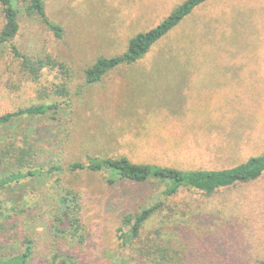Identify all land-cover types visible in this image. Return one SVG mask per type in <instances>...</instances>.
<instances>
[{
	"label": "rangeland",
	"instance_id": "374dc122",
	"mask_svg": "<svg viewBox=\"0 0 264 264\" xmlns=\"http://www.w3.org/2000/svg\"><path fill=\"white\" fill-rule=\"evenodd\" d=\"M183 1L43 0L47 17L63 29L56 37L38 17L26 14V2L11 0L19 29L0 45V115L38 103L59 106L56 114L0 125V146L22 137L28 127L38 143L35 165L40 167L66 166L85 161L86 155H124L135 163L218 170L263 153L264 0H206L135 62L84 83L83 69L98 56L121 54L132 36L155 27ZM3 23L0 6V29ZM11 43L30 56L50 55L62 62L70 78L58 68H43L31 79ZM182 68L239 72L229 77L232 85L213 86L205 94L201 83L185 88L166 82L176 77L159 75ZM62 85L67 96L55 91ZM179 102L193 116L183 127L193 130L191 140L169 129V116L162 114L178 109ZM9 170L0 166V173ZM58 183L80 194L87 235L82 264H117L120 218L155 201L163 205L145 223L137 244L168 243L179 255L173 264H256L264 258V172L211 194L181 186L165 196L158 181L108 184L101 172L64 170L0 187V201L26 198L36 204L28 213L33 222L20 231L34 240L30 264H46L50 257L51 242L40 221L49 223ZM11 232L0 229V253L20 249V238Z\"/></svg>",
	"mask_w": 264,
	"mask_h": 264
},
{
	"label": "trees",
	"instance_id": "16d2710c",
	"mask_svg": "<svg viewBox=\"0 0 264 264\" xmlns=\"http://www.w3.org/2000/svg\"><path fill=\"white\" fill-rule=\"evenodd\" d=\"M27 3V15L38 17L56 37L62 35V27L50 20L44 8L43 0H23ZM206 0H184L171 11L155 27L138 32L132 36L124 52L118 55L105 57L98 56L94 62L85 67L82 72L84 83L91 85L101 81L109 72L123 65H129L145 54L155 41L177 25L191 10ZM4 23L0 29V45L10 41L19 29L18 11L11 0H0ZM14 57L20 61L22 69L28 77L35 80L43 68H58L63 77L70 78L68 68L60 61L51 57L30 56L20 52L14 44H10ZM60 96H67L68 89L65 85L57 86L55 90ZM58 103H38L0 115V125L7 124L20 117H37L50 111L56 114ZM54 118V117H52ZM22 137H12L0 146V166L10 168L5 173H0V187L17 185L24 180H32L45 174L91 171L103 173V178L108 184L118 180L144 183L158 181L162 184V194L165 196L175 193L179 187H188L211 194L221 187H228L236 183L252 181L264 172V152L251 156L244 162L230 168L218 170H181L170 166H161L153 163H135L126 156H93L86 155L85 161L74 160L66 164H49L47 167L35 165L38 143L32 139L28 127L21 134ZM58 183L60 191L54 197L55 206L49 210L51 215L45 224L46 235L50 239V257L46 264H82V247L86 240V227L81 218V200L77 190ZM161 201H155L135 212H127L120 218L121 227L117 240L122 249H127L122 255H117V264H173L178 253L165 242L138 245L145 223L162 206ZM36 208V204H29L26 198L9 199L0 201V229H8L21 241V247L15 252H1L0 264H30L34 253V240L27 233L21 235V230L31 225L33 220L28 218V213ZM28 222V223H27ZM4 223L6 226H4ZM11 230V231H10ZM141 242V241H140ZM256 264H264V258Z\"/></svg>",
	"mask_w": 264,
	"mask_h": 264
},
{
	"label": "crops",
	"instance_id": "0c3cea01",
	"mask_svg": "<svg viewBox=\"0 0 264 264\" xmlns=\"http://www.w3.org/2000/svg\"><path fill=\"white\" fill-rule=\"evenodd\" d=\"M166 72L167 73L159 74V75L176 77L174 79L166 80L167 83H175L185 88H192L194 84L198 82L207 87L204 92L205 94H207L210 87L217 85H222V86L232 85L234 79L229 77L235 76L239 71L230 68H206V69L182 68V69H168L166 70ZM176 96L178 95L176 94ZM173 101L176 102L175 100ZM178 105H179L178 109L176 108V110H174L173 112H169L165 110L163 111L162 114L164 117L169 116V118L167 119L169 121V124H167L169 126V129H173L177 133V135L184 136L191 140V136L193 135L192 134L193 130L192 132H187L183 130V127L186 126L184 124L191 123L189 121H186V119L191 118L193 116H191L188 112L185 111L184 102H179ZM202 129L203 128L201 127V131ZM160 133H163L162 129H160ZM168 136L169 138L173 139L170 134H168ZM154 147H160V146H155L154 144Z\"/></svg>",
	"mask_w": 264,
	"mask_h": 264
}]
</instances>
